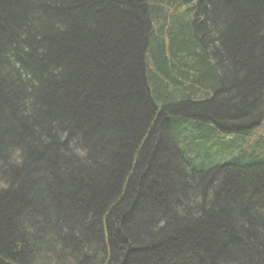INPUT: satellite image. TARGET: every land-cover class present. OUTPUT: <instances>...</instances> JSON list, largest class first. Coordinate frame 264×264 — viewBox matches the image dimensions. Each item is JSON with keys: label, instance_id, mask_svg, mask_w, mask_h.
Masks as SVG:
<instances>
[{"label": "trees", "instance_id": "1", "mask_svg": "<svg viewBox=\"0 0 264 264\" xmlns=\"http://www.w3.org/2000/svg\"><path fill=\"white\" fill-rule=\"evenodd\" d=\"M0 264H264V0H0Z\"/></svg>", "mask_w": 264, "mask_h": 264}, {"label": "rangeland", "instance_id": "2", "mask_svg": "<svg viewBox=\"0 0 264 264\" xmlns=\"http://www.w3.org/2000/svg\"><path fill=\"white\" fill-rule=\"evenodd\" d=\"M178 15H179V17H181V19H190V18H193V16H191L192 14L189 13V12H187V11H185V10H181L180 12H178ZM233 149H234V147H233ZM213 155L217 156L216 154H213Z\"/></svg>", "mask_w": 264, "mask_h": 264}]
</instances>
